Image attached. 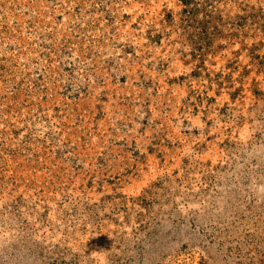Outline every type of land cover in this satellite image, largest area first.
<instances>
[{"label":"rangeland","instance_id":"1","mask_svg":"<svg viewBox=\"0 0 264 264\" xmlns=\"http://www.w3.org/2000/svg\"><path fill=\"white\" fill-rule=\"evenodd\" d=\"M0 264H264V0H0Z\"/></svg>","mask_w":264,"mask_h":264}]
</instances>
